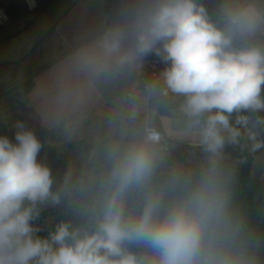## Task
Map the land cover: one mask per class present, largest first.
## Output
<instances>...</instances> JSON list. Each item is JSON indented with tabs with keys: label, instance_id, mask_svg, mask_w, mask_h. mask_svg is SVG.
Returning <instances> with one entry per match:
<instances>
[{
	"label": "clouds",
	"instance_id": "obj_1",
	"mask_svg": "<svg viewBox=\"0 0 264 264\" xmlns=\"http://www.w3.org/2000/svg\"><path fill=\"white\" fill-rule=\"evenodd\" d=\"M220 22L210 19L198 0H150L136 9L133 39L125 31L105 32L94 48L81 54V65L95 77L139 67L155 52L167 63L163 95L183 96L182 110L189 128L215 159L226 143H236L249 117L233 113L264 110V46L251 43L264 33V10L253 0H225ZM14 141L0 136V264H146L126 244H146L158 254L148 264H200L209 231L225 219L226 198L219 191L215 169L202 177L189 196L160 215L161 203L150 197L135 219L125 216L124 194L153 172L160 133L144 128L143 143L131 146L112 171L115 184L95 229L57 225L47 237L36 235L32 221L37 204L60 197L52 191L50 169L38 161L42 144L23 124ZM212 264H235L227 257Z\"/></svg>",
	"mask_w": 264,
	"mask_h": 264
},
{
	"label": "crops",
	"instance_id": "obj_2",
	"mask_svg": "<svg viewBox=\"0 0 264 264\" xmlns=\"http://www.w3.org/2000/svg\"><path fill=\"white\" fill-rule=\"evenodd\" d=\"M148 2L54 0L41 10L0 26V136L14 141L17 124L33 132L42 144L37 159L50 169L54 180L52 191L60 185L61 190L77 174L117 163L131 146L143 143L145 126L165 137L154 146L159 164L170 159L173 147L182 149L190 159L204 150L198 129L189 128L182 110L184 101L125 99L142 85L149 54L139 67L126 66L99 77L81 65V54L94 48L111 29H123L124 43L130 45L133 19L119 21ZM224 2L198 1L218 22ZM253 2L264 10V0ZM263 128L264 115L250 130L257 135ZM251 174L264 183V150L252 162ZM50 201L37 204V214Z\"/></svg>",
	"mask_w": 264,
	"mask_h": 264
},
{
	"label": "trees",
	"instance_id": "obj_3",
	"mask_svg": "<svg viewBox=\"0 0 264 264\" xmlns=\"http://www.w3.org/2000/svg\"><path fill=\"white\" fill-rule=\"evenodd\" d=\"M38 1L39 10H41L54 0ZM0 8H4L12 19L30 14L26 3L5 4L3 0H0ZM135 11L119 22L125 23L133 19ZM251 43L264 45V36L257 35ZM261 92H264V87ZM243 113L248 115V112ZM257 114L258 112L254 113L252 119ZM239 115L241 113L232 114V123L235 124ZM263 115L264 113L253 122L251 128L259 122ZM234 126L240 127L239 125ZM249 138L250 143L247 146L248 142L245 137L247 149L243 154L237 155L242 149L228 147L216 161L197 160L189 171L170 170L169 167L173 162L186 163L190 160L182 149L171 148V156L166 165L154 161L151 176L141 184L131 187L124 194L123 204L126 218L138 217L150 197L160 200V215L163 216L169 206L186 199L192 189L200 183L202 177L214 168L217 187L226 198L225 219L223 223L209 231L205 241L207 251L200 258V264H212L224 257L232 259L235 264H264V184L256 181L251 174L252 162L264 150V128L257 135L249 131ZM232 155L235 156L224 162ZM115 164L96 169L92 178L112 173ZM171 175L178 177H170ZM85 180L87 178L79 180V176L75 175L66 181L63 184L62 200L71 190L73 191L64 205L61 207V200L55 208L40 212L35 216L32 224L47 213L61 207L52 215L54 221L48 234L54 232L61 222L68 223L72 228L93 231L104 204L92 207L90 206L91 199L96 194H102L103 203H105L113 193L115 184L112 177H109L93 183H84L75 188ZM60 186L56 187L53 192L59 190ZM125 246L144 259L146 264L159 258L158 254L146 244L133 243Z\"/></svg>",
	"mask_w": 264,
	"mask_h": 264
},
{
	"label": "built area",
	"instance_id": "obj_4",
	"mask_svg": "<svg viewBox=\"0 0 264 264\" xmlns=\"http://www.w3.org/2000/svg\"><path fill=\"white\" fill-rule=\"evenodd\" d=\"M30 12H36L39 10V1L38 0H24ZM212 21L219 23L217 20L210 18ZM12 21L9 13L4 9L0 8V26H5ZM167 63L162 59L161 56H158L155 52L149 53V59L147 64L143 68V83L142 85L131 91L125 99H133L137 97H146L148 99H153L155 97H160L171 103H180L184 101L183 96L175 95L168 93V95H163L159 91H153L149 85L157 84L160 88L163 87L162 72L167 67ZM158 131V130H157ZM159 132V131H158ZM161 135V140L157 143L160 144L165 140L164 135L159 132Z\"/></svg>",
	"mask_w": 264,
	"mask_h": 264
},
{
	"label": "rangeland",
	"instance_id": "obj_5",
	"mask_svg": "<svg viewBox=\"0 0 264 264\" xmlns=\"http://www.w3.org/2000/svg\"><path fill=\"white\" fill-rule=\"evenodd\" d=\"M261 95L264 96V92H261ZM247 114L248 115H245L243 112H241V115H245V116L249 117V123H250V121L252 120V115L254 113L253 112H248ZM231 119H232V116H231ZM233 125H235V124L233 123ZM244 129L245 128H243V127L240 129L241 136L238 138L237 142L236 143H226L224 148L222 149L220 155L218 157H216L215 159H213L211 157V154L206 152L205 149H204L202 152H198L197 154H195L193 156V158L190 159L186 163H182L180 161L173 162L172 166L169 167L170 170H172V171H176V170L187 171L188 170L189 171L196 164L197 160L206 161V162H214V161H216L220 156H222L226 152L228 147H232V148H235V149H243V148H245L246 147V141H245L246 135L244 133ZM250 129L251 128H249V131H251ZM166 164H167V162L163 163V165H166ZM77 175L79 176V180H82V178H84V177L87 178V179H91L94 176V172L87 173L86 175H84V174H77ZM63 188H64V186L61 187V190L57 191V194L60 197L59 203L62 200V189ZM103 199H104V197H103L102 194L94 195L92 197V199H91L90 206L95 207V206L103 205L104 204L103 203ZM59 203H53V202L50 201L49 203H47L43 207V209L40 210V212H43L44 210H48V209H51V208H55ZM53 221H54V218L52 216H50L49 218L43 220L42 222L33 224V227L38 230L36 232V235L40 236V237H47L49 235L47 232L50 230V227H51V224L53 223Z\"/></svg>",
	"mask_w": 264,
	"mask_h": 264
},
{
	"label": "water",
	"instance_id": "obj_6",
	"mask_svg": "<svg viewBox=\"0 0 264 264\" xmlns=\"http://www.w3.org/2000/svg\"><path fill=\"white\" fill-rule=\"evenodd\" d=\"M262 87H264V85H262ZM263 113H264V110L259 111L258 114H257V115H256L251 121H250V123H249L248 126H247V129H244V133H245V135H246L247 142H248L247 146H248L249 143H250V138H249V128H251V125L253 124V122H254L256 119H258ZM247 146H246L245 148H243L240 152H238L237 155H239V154H243V153L246 151ZM233 156H235V155H232L231 157H229L228 159H226L224 162H226L227 160L231 159ZM111 174H112V173H108V174H104V175H101V176H97V177H94V178H91V179H87V180H85V181L79 183V185H77L75 188H77L78 186H80L81 184H84V183H93V182H95V181H97V180H101V179H105V178L112 177ZM170 177H175V178H177L178 176H176V175H171ZM72 191H73V190H71V191H70V192H69V193L63 198L62 203H61V207L64 205L65 201H66L67 198L70 196V194L72 193ZM61 207H60V208H61ZM60 208H57V209H55L54 211L47 213L45 216H43L42 218H40V219H38L37 221H35L34 224L39 223V222H42L43 220L49 218L50 216H52L53 214H55Z\"/></svg>",
	"mask_w": 264,
	"mask_h": 264
}]
</instances>
